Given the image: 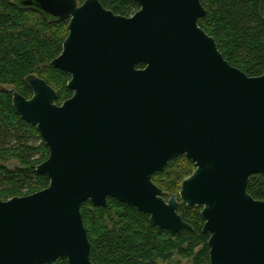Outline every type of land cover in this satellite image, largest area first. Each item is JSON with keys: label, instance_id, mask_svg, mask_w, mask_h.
Instances as JSON below:
<instances>
[{"label": "water", "instance_id": "obj_1", "mask_svg": "<svg viewBox=\"0 0 264 264\" xmlns=\"http://www.w3.org/2000/svg\"><path fill=\"white\" fill-rule=\"evenodd\" d=\"M49 22L69 20L51 65L70 74V99L29 75L15 112L49 149L36 167L49 186L0 199V264H94L81 212L114 199L160 230L194 231L180 204L201 209L210 264H264V201L248 193L264 175V75L232 66L199 25L201 0H129L132 17L99 0H12ZM143 65V68L139 66ZM195 166L167 199L154 183L169 162Z\"/></svg>", "mask_w": 264, "mask_h": 264}, {"label": "trees", "instance_id": "obj_2", "mask_svg": "<svg viewBox=\"0 0 264 264\" xmlns=\"http://www.w3.org/2000/svg\"><path fill=\"white\" fill-rule=\"evenodd\" d=\"M83 3L84 0H78ZM115 14L130 17L140 10L129 0H99ZM206 15L199 21L215 38L220 52L234 67L249 77L264 75V0H201ZM68 20L49 22L39 12L23 9L12 0H0V199L32 195L46 189L49 180L36 172L46 161L49 149L36 127L24 121L14 110L15 87L30 99L26 83L37 75L52 86L57 104L72 97L68 88L70 74L58 70L51 62L60 56L68 35ZM143 68V65L139 66ZM11 163H16L11 167ZM195 170L185 156L171 160L153 180L165 191V197L180 192L181 182ZM248 193L264 201V175H252ZM81 212L92 245L94 264H162L175 256L192 264H210L209 235L203 234L201 209L189 210L180 204L178 213L194 231L173 234L160 230L150 216L114 199L106 207L87 201ZM55 264H69L65 258ZM177 264H181L178 262Z\"/></svg>", "mask_w": 264, "mask_h": 264}, {"label": "rangeland", "instance_id": "obj_3", "mask_svg": "<svg viewBox=\"0 0 264 264\" xmlns=\"http://www.w3.org/2000/svg\"><path fill=\"white\" fill-rule=\"evenodd\" d=\"M133 13H136V12H133ZM15 165H17V164H16V163H11V164H10L11 167H15ZM178 194H179V193H178ZM168 198H169V197H168ZM168 198H167V199H168ZM178 262H181V264H192L191 261L181 259V258L178 257V256H175L174 259H173L171 262L162 263V264H177Z\"/></svg>", "mask_w": 264, "mask_h": 264}, {"label": "flooded vegetation", "instance_id": "obj_4", "mask_svg": "<svg viewBox=\"0 0 264 264\" xmlns=\"http://www.w3.org/2000/svg\"><path fill=\"white\" fill-rule=\"evenodd\" d=\"M137 12H138V11H137ZM137 12H136V13H137ZM136 13H134V14H136ZM134 14H133V15H134ZM133 15H132V16H133ZM132 16H130V17H132ZM68 22H69V20H68ZM68 24H69V23H68ZM69 99H70V98H69ZM64 102H65V101H64ZM64 102H63V103H64ZM63 103H62V104H63ZM62 104H61V105H62Z\"/></svg>", "mask_w": 264, "mask_h": 264}]
</instances>
